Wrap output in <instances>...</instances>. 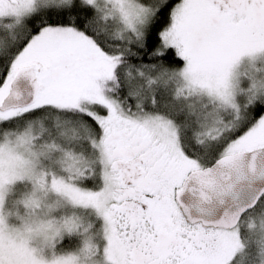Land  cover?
Returning <instances> with one entry per match:
<instances>
[{"label": "snow or ice", "instance_id": "6c2138e0", "mask_svg": "<svg viewBox=\"0 0 264 264\" xmlns=\"http://www.w3.org/2000/svg\"><path fill=\"white\" fill-rule=\"evenodd\" d=\"M0 264H264V0H0Z\"/></svg>", "mask_w": 264, "mask_h": 264}]
</instances>
